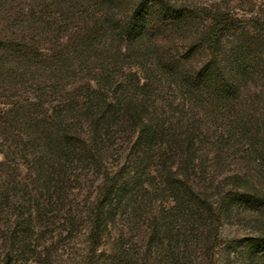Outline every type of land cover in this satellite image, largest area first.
Instances as JSON below:
<instances>
[{"label":"rangeland","instance_id":"1","mask_svg":"<svg viewBox=\"0 0 264 264\" xmlns=\"http://www.w3.org/2000/svg\"><path fill=\"white\" fill-rule=\"evenodd\" d=\"M0 264H264V0H0Z\"/></svg>","mask_w":264,"mask_h":264}]
</instances>
